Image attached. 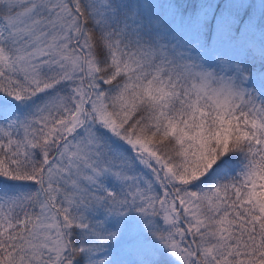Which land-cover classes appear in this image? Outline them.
I'll use <instances>...</instances> for the list:
<instances>
[{
  "label": "snow or ice",
  "instance_id": "obj_1",
  "mask_svg": "<svg viewBox=\"0 0 264 264\" xmlns=\"http://www.w3.org/2000/svg\"><path fill=\"white\" fill-rule=\"evenodd\" d=\"M247 8L0 0V264H264Z\"/></svg>",
  "mask_w": 264,
  "mask_h": 264
},
{
  "label": "rangeland",
  "instance_id": "obj_2",
  "mask_svg": "<svg viewBox=\"0 0 264 264\" xmlns=\"http://www.w3.org/2000/svg\"><path fill=\"white\" fill-rule=\"evenodd\" d=\"M235 3H244L248 5L246 14L252 15L256 20L257 29L260 26V21L264 18V9L261 8V5L264 4V0H233ZM211 69L219 71L218 67L212 63L208 65ZM252 75H256V72L253 70Z\"/></svg>",
  "mask_w": 264,
  "mask_h": 264
},
{
  "label": "trees",
  "instance_id": "obj_3",
  "mask_svg": "<svg viewBox=\"0 0 264 264\" xmlns=\"http://www.w3.org/2000/svg\"><path fill=\"white\" fill-rule=\"evenodd\" d=\"M255 71V70H254Z\"/></svg>",
  "mask_w": 264,
  "mask_h": 264
}]
</instances>
